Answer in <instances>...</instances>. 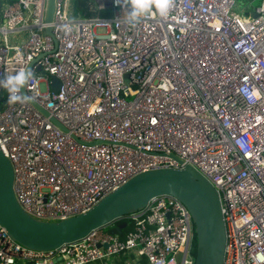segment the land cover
Here are the masks:
<instances>
[{
  "label": "built area",
  "instance_id": "1",
  "mask_svg": "<svg viewBox=\"0 0 264 264\" xmlns=\"http://www.w3.org/2000/svg\"><path fill=\"white\" fill-rule=\"evenodd\" d=\"M70 4L54 0L46 21L47 0H0V78L35 74L24 89L34 102L9 104L0 88V149L19 204L60 219L140 171L188 163L218 190L222 264H264V0L256 17L235 0H173L166 18L153 10L135 28L113 0H96L110 16ZM125 219L124 233L98 227L48 250L0 224V264H91L130 250L150 264H194L181 200L157 195Z\"/></svg>",
  "mask_w": 264,
  "mask_h": 264
},
{
  "label": "water",
  "instance_id": "2",
  "mask_svg": "<svg viewBox=\"0 0 264 264\" xmlns=\"http://www.w3.org/2000/svg\"><path fill=\"white\" fill-rule=\"evenodd\" d=\"M53 8L54 0H47L46 21L52 19ZM249 13L258 15L254 9ZM46 31L50 32V28ZM51 81L52 89L58 90L59 79L51 75ZM13 180L12 164L0 149V224L23 247L48 250L81 239L91 230L111 225L145 207L151 198L167 194L181 200L191 214L196 240L194 264H222L226 232L219 193L191 164L140 171L89 209L55 220L39 219L27 213L16 199ZM125 225L123 220L112 231L119 232Z\"/></svg>",
  "mask_w": 264,
  "mask_h": 264
},
{
  "label": "clouds",
  "instance_id": "3",
  "mask_svg": "<svg viewBox=\"0 0 264 264\" xmlns=\"http://www.w3.org/2000/svg\"><path fill=\"white\" fill-rule=\"evenodd\" d=\"M113 5L121 9H127V16L124 22L135 28L143 18L150 15L153 10L159 13L160 17L166 18L173 6V0H113ZM65 31H69L67 25ZM35 78L31 68L19 69L14 74H6L0 78V88L8 93L9 104H26L34 102V97L24 92L26 85Z\"/></svg>",
  "mask_w": 264,
  "mask_h": 264
},
{
  "label": "trees",
  "instance_id": "4",
  "mask_svg": "<svg viewBox=\"0 0 264 264\" xmlns=\"http://www.w3.org/2000/svg\"><path fill=\"white\" fill-rule=\"evenodd\" d=\"M70 8L74 14H80L82 17H90L96 14H99L101 16H110L113 13V8L111 6H105L104 8H98L96 4V0H71ZM123 220H127L125 218L113 222L109 226V230H112V228L117 225L118 223H121ZM130 222L126 221V225L121 228L119 233H124L129 227ZM195 238L192 242L191 252L193 255H195Z\"/></svg>",
  "mask_w": 264,
  "mask_h": 264
},
{
  "label": "crops",
  "instance_id": "5",
  "mask_svg": "<svg viewBox=\"0 0 264 264\" xmlns=\"http://www.w3.org/2000/svg\"><path fill=\"white\" fill-rule=\"evenodd\" d=\"M262 2V1H261ZM91 264H150L143 255H139L134 250L125 251L100 259Z\"/></svg>",
  "mask_w": 264,
  "mask_h": 264
},
{
  "label": "rangeland",
  "instance_id": "6",
  "mask_svg": "<svg viewBox=\"0 0 264 264\" xmlns=\"http://www.w3.org/2000/svg\"><path fill=\"white\" fill-rule=\"evenodd\" d=\"M261 1L262 0H235L233 10L240 15L245 16L246 14H249L250 10L258 6ZM69 2L70 1L67 2V5H69ZM98 30H102V28H98ZM9 37H11V35H9ZM106 228H109V226H106Z\"/></svg>",
  "mask_w": 264,
  "mask_h": 264
}]
</instances>
